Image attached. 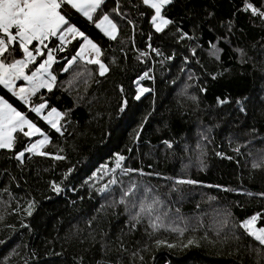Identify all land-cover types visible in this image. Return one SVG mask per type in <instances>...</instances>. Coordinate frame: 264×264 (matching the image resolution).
I'll return each instance as SVG.
<instances>
[{
	"label": "trees",
	"instance_id": "1",
	"mask_svg": "<svg viewBox=\"0 0 264 264\" xmlns=\"http://www.w3.org/2000/svg\"><path fill=\"white\" fill-rule=\"evenodd\" d=\"M248 2L264 10V0ZM105 3L104 10L110 11L116 0ZM119 3L125 18L113 17L119 25L116 40H109L83 18L78 24L101 48L107 74L99 75L98 65L80 60L68 66L67 60L78 48L73 41L65 51L55 53L52 72L57 80L52 91L41 89L32 98L40 103L42 97L50 107L66 113L58 124L62 135L29 111L31 104L22 105L0 86V95L50 137L43 150L53 154L25 153L17 160L15 153L38 138L20 133L14 134L13 149L0 150V264H80L81 258L83 264H100L105 258L102 238L112 249L106 257L111 259L117 255L113 242L122 232L130 250L149 245L148 251L140 253L144 264H257L254 249L261 246L236 225L260 212L257 226H264V197L258 195L264 192V167H252L264 155V20L243 10L245 0H173L162 14L174 25L156 33L150 25V10L141 0ZM177 28L194 39H179ZM211 45L221 49L218 60L210 54ZM237 49H243L247 62H242ZM169 56L172 59H166ZM64 67L68 70L63 71ZM145 72L151 79L140 80ZM138 86L151 91L136 100ZM217 98L230 103L219 104ZM238 99L244 101L247 115L239 112ZM124 100L127 104L120 111ZM201 133L208 139L203 140ZM165 140L173 143L171 149ZM238 144L243 145L239 154L233 151ZM55 154L65 159H55ZM117 154L126 157L125 167L154 173L142 178L133 175L154 186L173 212L179 208L189 225L183 237L160 230L149 239L147 221L128 232L124 206H108L119 199L117 187L112 186L113 195L107 198L97 192L110 179L102 166L113 168ZM69 168L72 172L65 178ZM176 178L200 183L170 191ZM53 181L61 192L51 190ZM29 200L35 201L31 216L17 211L26 208ZM225 218L228 225L221 229ZM233 233L240 239L234 240ZM205 235L207 239H201ZM190 236L196 237L199 247L183 246ZM157 238L177 246L157 247ZM259 260L264 264V255Z\"/></svg>",
	"mask_w": 264,
	"mask_h": 264
},
{
	"label": "snow or ice",
	"instance_id": "2",
	"mask_svg": "<svg viewBox=\"0 0 264 264\" xmlns=\"http://www.w3.org/2000/svg\"><path fill=\"white\" fill-rule=\"evenodd\" d=\"M141 3L150 10V25L155 29L156 33H161L169 25H174L173 20L162 14V10L166 6L171 5L173 0H141ZM106 6L105 0H0V85L7 89L22 105L29 106L31 104L29 111L35 113L37 117L45 121L61 135L63 134L61 132L62 125L58 126V124L66 113H61L57 108L50 107L48 101L42 97V102L40 103H33L32 98L41 89L52 91L57 80L56 75L51 71L53 64L56 63L55 53L65 51V45L72 41H76L78 48L75 51V55H72L71 59L67 60L68 66L78 60H82L88 65H98L99 75L101 76L109 71V68L100 59L102 50L99 45L78 26L79 20L83 18L88 24L94 25L95 29H98L109 40H116L119 25L113 17L123 20L125 18L124 13L121 11L119 0H116L115 6L110 11L104 10ZM243 10L250 11L251 15L264 20V10L255 7L248 0H245ZM140 14L144 15V13ZM128 23L131 24L132 22L128 21ZM177 32L180 34L179 39H194V37L189 36L188 33L183 32L179 28H177ZM150 39L151 36H149ZM57 41L59 42L58 44ZM148 47L151 48V44ZM151 50L156 52L157 55H163L159 49ZM220 51L221 49H218L216 45H211L210 54L217 60L219 59ZM237 51L241 55L242 62H247L243 60L245 55L243 49H237ZM17 55H20L21 58L17 59ZM141 55H147V53H141ZM193 55H195L194 49ZM166 59L170 60L172 57L169 56ZM32 67H35L34 71L31 70ZM62 70L67 71L68 68L64 67ZM29 71L31 72L30 75L27 74ZM146 78L151 79L148 72L139 77L140 80ZM20 80L27 83L17 88L16 81ZM120 91L123 92L122 87ZM150 91L151 89L149 88L138 86L135 99L139 100L144 93ZM200 91L203 92L205 89L201 88ZM190 99L196 102L198 98L191 96ZM217 102L222 105L230 103L227 98L223 100L217 98ZM235 103L239 105V112L247 115L244 101L238 99ZM126 104L127 100L122 101L120 111H124V105ZM46 109H49L47 115H43ZM142 128L143 123L136 130V134L133 137L134 142L139 138ZM251 131L254 133L256 129L253 128ZM15 133H20L23 137L28 138L37 134L42 137L35 142H29L22 151L15 153L17 160L22 159L25 153L40 156L53 155L43 150L49 144L50 137L32 119H29L25 112L18 110L9 100L0 96V149H13L16 142ZM201 137L203 140L208 139L203 133H201ZM163 143L168 149L173 147L171 141L165 140ZM242 146L238 144L233 148V151L239 154ZM197 148H201L199 143ZM59 151L62 152L63 149H59ZM201 154H203L202 151ZM249 154L251 155V153ZM216 155L222 156L223 154L218 152ZM55 159L62 160L65 157L55 154ZM125 159V156L117 154L113 168L109 169L107 165L102 166L105 174L109 175L110 179L99 187L97 192L102 197L107 198L113 195L114 189L112 186L117 187L120 193L119 199H113L108 206L113 208L117 204L124 206V210L128 215L127 225L129 233L134 232L138 225L147 221L148 227L151 229V232H148L149 239H152L160 230L178 233L179 236L183 237L189 231V225L186 219L179 215V208H176L173 212L154 192V186L145 183L143 179L135 178L133 175L136 174L142 178L144 176H152L154 173H145L142 169L125 167ZM227 159H232V157L229 156ZM252 167L254 169L264 167V155L258 161L254 160ZM117 170H119V177L117 176ZM71 172L72 169L69 168L68 172L65 173V178ZM95 175L96 173H93V177ZM155 175L159 176V173H155ZM120 177H128V179L125 181ZM89 179H92V177H89ZM198 183L200 182L194 179L176 178L170 191L179 192V186L181 185H196ZM50 187L53 192L59 193L62 191L60 185L55 181L50 183ZM4 191L7 192L8 189L5 188ZM247 195L252 196L253 194L249 192ZM258 195L264 197V192H260ZM211 199H214V197ZM27 205L26 208H18L17 211H23L27 216H31L35 209V201L29 200ZM101 207L103 208L104 205H101ZM225 215L230 216L231 213ZM261 218L262 213L257 212L236 225V227L243 230L244 234L253 238L261 246L254 249L258 257L257 264H260L259 258L264 255V252H262V249H264V226L257 227V221ZM88 223L91 226V221ZM180 223H183L184 227H180ZM200 223L198 221V225ZM227 225L228 220L225 218L221 222V229L227 227ZM21 226L28 228V225L23 223ZM191 231L195 233L197 227L193 226ZM216 234L219 236V231ZM123 235L125 234L122 232L121 237ZM121 237H117L113 242L117 255L111 259L106 257L112 249L103 242L102 238L100 242L101 252L104 253L105 258H102L100 264H126L125 254L127 255V264H144V257L140 253L148 251L149 245L144 243L143 247L130 250ZM232 238L234 240L240 239L235 233H233ZM201 239H207V236L205 235ZM93 241H95V237H93ZM0 243H3V241H0ZM137 243L139 244V242ZM154 243L157 247L166 244L170 249L177 246L159 238L155 239ZM183 246L199 247L200 245L195 236H190L187 238V243L183 244ZM80 264H83V258H81Z\"/></svg>",
	"mask_w": 264,
	"mask_h": 264
},
{
	"label": "crops",
	"instance_id": "3",
	"mask_svg": "<svg viewBox=\"0 0 264 264\" xmlns=\"http://www.w3.org/2000/svg\"><path fill=\"white\" fill-rule=\"evenodd\" d=\"M73 42V41H72ZM70 44V43H69ZM66 45H68V44H66ZM65 45V46H66ZM31 47V46H30ZM100 59H101V56H100ZM80 61H82V60H80ZM82 62H84V61H82ZM85 63V62H84ZM105 74H107V72L105 73ZM22 80H20V81H16V87L17 88H19V85H25L26 84V81H22L23 82V84H20L19 82H21ZM2 88H4L2 85H0ZM5 89V88H4ZM7 92H8V90L7 89H5ZM8 93H10V92H8ZM11 94V93H10ZM1 96V95H0ZM19 101V100H18ZM20 102V101H19ZM14 106V105H13ZM15 107V106H14ZM28 107V106H27ZM17 108V107H16ZM19 110V109H18Z\"/></svg>",
	"mask_w": 264,
	"mask_h": 264
},
{
	"label": "rangeland",
	"instance_id": "4",
	"mask_svg": "<svg viewBox=\"0 0 264 264\" xmlns=\"http://www.w3.org/2000/svg\"><path fill=\"white\" fill-rule=\"evenodd\" d=\"M102 63H103V62H102ZM51 71H52V69H51ZM27 74H29V73H27ZM30 74H31V73H30ZM30 74H29V75H30ZM26 83H27V82H26ZM20 86H23V85H19V87H20ZM43 115H47V113H46V114L43 113ZM38 127H39V126H38ZM25 130H27V129H25ZM41 130H42V129H41ZM42 131H43V130H42ZM34 137H38V138L33 139ZM41 138H42V137H40L39 134H37V135L31 137V139H33L32 142H35L37 139H41ZM0 150H1V149H0ZM257 227H258V226H257Z\"/></svg>",
	"mask_w": 264,
	"mask_h": 264
},
{
	"label": "built area",
	"instance_id": "5",
	"mask_svg": "<svg viewBox=\"0 0 264 264\" xmlns=\"http://www.w3.org/2000/svg\"><path fill=\"white\" fill-rule=\"evenodd\" d=\"M150 49V48H149Z\"/></svg>",
	"mask_w": 264,
	"mask_h": 264
}]
</instances>
